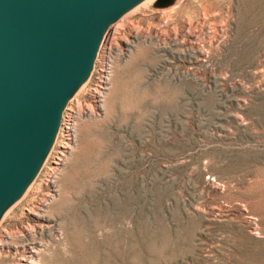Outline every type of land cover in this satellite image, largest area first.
I'll use <instances>...</instances> for the list:
<instances>
[{
    "label": "rangeland",
    "instance_id": "obj_1",
    "mask_svg": "<svg viewBox=\"0 0 264 264\" xmlns=\"http://www.w3.org/2000/svg\"><path fill=\"white\" fill-rule=\"evenodd\" d=\"M112 22L105 88L93 67L70 90L73 143L56 163L57 131L0 219V264H264V0H141Z\"/></svg>",
    "mask_w": 264,
    "mask_h": 264
},
{
    "label": "water",
    "instance_id": "obj_2",
    "mask_svg": "<svg viewBox=\"0 0 264 264\" xmlns=\"http://www.w3.org/2000/svg\"><path fill=\"white\" fill-rule=\"evenodd\" d=\"M133 1L0 0V205L38 164L103 27Z\"/></svg>",
    "mask_w": 264,
    "mask_h": 264
},
{
    "label": "bare ground",
    "instance_id": "obj_3",
    "mask_svg": "<svg viewBox=\"0 0 264 264\" xmlns=\"http://www.w3.org/2000/svg\"><path fill=\"white\" fill-rule=\"evenodd\" d=\"M139 1H141V0H134L133 2H131L130 4H128L126 7H124L118 14L120 15V13L123 11V10H125V9H128L130 6L132 7V5L133 4H136V3H138ZM159 1V0H158ZM161 1V0H160ZM144 3V2H143ZM174 5V4H173ZM146 6V5H145ZM171 6L172 5H170L169 7H167V8H163L162 9V13H161V21H163L162 19L163 18H165V19H167L168 18V11L169 10H173V9H171ZM174 7V6H173ZM134 10V9H133ZM165 10H168V11H165ZM117 14V16H119ZM171 14V13H170ZM127 16V15H126ZM116 18V17H115ZM114 18V19H115ZM117 22V21H116ZM112 23V21H110V22H108L107 24H105V26L103 27V29H102V33H101V37H100V43H99V48L100 47H104V45H105V43H107L106 42V39H107V35H108V33H109V31H110V24ZM109 26V27H108ZM113 28V27H112ZM159 33V32H158ZM154 34H155V32H154ZM113 36V35H112ZM109 37H110V35H109ZM152 37V36H151ZM107 45V44H106ZM118 45V44H117ZM98 51V50H97ZM94 63V62H93ZM94 66H90L89 68H88V70L85 72V74L82 76V77H84V78H88V75L91 73L90 71H92V68H93ZM93 73V72H92ZM81 77V78H82ZM80 78V79H81ZM84 78H82V80L84 81ZM79 79V80H80ZM78 80V81H79ZM82 80H81V82H82ZM86 80V79H85ZM77 81V82H78ZM76 82V83H77ZM81 82H78V84H80ZM75 83V84H76ZM75 84H74V86H75ZM83 84V83H82ZM77 85V84H76ZM73 86V87H74ZM82 86V85H81ZM72 87V88H73ZM80 88V87H79ZM73 90V89H72ZM71 90V91H72ZM70 91V92H71ZM74 91V90H73ZM93 94V93H92ZM69 95H71V93L69 94ZM73 96V95H72ZM70 97V96H69ZM92 97V96H91ZM68 99V98H67ZM96 99V98H95ZM97 102V101H96ZM72 103V102H71ZM77 104H78V102H77ZM73 105V104H72ZM86 105V104H85ZM88 105V104H87ZM78 108V107H77ZM66 112H68V111H66ZM65 112V115H63V113L61 114V117H60V121H59V124L58 125H56V127H55V129H54V131H53V133H52V135H51V137H50V140H49V143H48V145L46 146V148H45V150H44V152L42 153V156H41V158H40V160H39V162H38V164L36 165V167L34 168V170H33V172L31 173V175L26 179V181L23 183V185H22V187L20 188V190H19V192L16 194V195H14L13 197H11L10 199H8V200H6L5 202H3L1 205H0V219L3 217V215H5L7 212H8V210L10 209V204L11 205H13L12 203H15V201L17 200L18 201V199L22 196V194L25 192V190H28V184L29 183H31V181H33L32 179L37 175V173H38V170L40 169V166L42 165V162L44 161V158L46 157V153L48 152V149H49V147H50V145H52L51 143H52V141H53V139H54V137H55V135H56V133H57V131L59 130H61L62 129V126L65 124L66 126H64V128H65V130L64 131H69V126H67V124H68V122H70L69 120V113L67 114ZM72 114V113H71ZM73 115V114H72ZM71 115V116H72ZM73 119V118H72ZM72 122V121H71ZM71 131H72V129H71ZM70 131V132H71ZM69 134L70 133H68V132H65V138H64V141L61 143V145L59 146L60 148H56L58 151H57V156H59V155H64L65 154V151L67 150V148H69L70 147V145H71V143H73V142H71L72 141V136H69ZM52 151H54V150H52ZM68 151V150H67ZM55 153H56V151H55ZM51 154V153H50ZM56 156V155H55ZM56 161V160H55ZM57 163V162H56ZM46 164H47V162H46ZM55 164V163H54ZM48 166V165H47ZM56 166H58V165H56ZM60 166V165H59ZM58 166V167H59ZM49 167V166H48ZM46 169V168H45ZM55 169V168H54ZM57 169V168H56ZM53 170V169H52ZM55 172H56V170H55ZM41 174V173H40ZM47 174V173H46ZM55 175V174H54ZM38 177V176H37ZM47 177V176H46ZM45 177V178H46ZM39 179V178H38ZM49 179V178H48ZM42 180V179H41ZM43 180H45V179H43ZM41 182V181H40ZM46 186L47 185H49V182L46 180L45 182H43ZM52 185V184H51ZM30 186V185H29ZM27 188V189H26ZM55 191V190H54ZM45 194V193H44ZM47 194V193H46ZM53 194V193H52ZM24 195V194H23ZM49 196V195H48ZM47 197V196H46ZM50 197V196H49ZM44 201V200H43ZM33 204V203H32ZM34 205V204H33ZM32 205V206H33ZM10 206V207H9ZM31 206V205H30ZM29 206V207H30ZM35 206V205H34ZM40 206V205H39ZM40 208V207H39ZM28 209V208H27ZM28 211V210H27ZM34 211V212H33ZM33 211H30L31 213H35V210H33ZM37 214V213H36ZM7 216V215H6ZM38 217V216H37ZM32 219V218H31ZM35 219V218H34ZM33 220V219H32ZM34 221V220H33ZM34 226H35V224H34ZM41 226V225H40ZM38 227V226H37ZM28 228H29V226H28ZM44 228V227H43ZM10 229V228H9ZM25 229V228H24ZM36 229V228H35ZM3 233V232H2ZM7 236V235H6ZM9 236V235H8ZM2 238H4V234L2 235V234H0V240L2 239ZM3 240V239H2ZM2 244V241H0V245ZM1 247V246H0ZM29 251V250H28ZM30 258H31V255H30ZM28 258H26V256L25 255H23V257H22V260H27Z\"/></svg>",
    "mask_w": 264,
    "mask_h": 264
},
{
    "label": "built area",
    "instance_id": "obj_4",
    "mask_svg": "<svg viewBox=\"0 0 264 264\" xmlns=\"http://www.w3.org/2000/svg\"><path fill=\"white\" fill-rule=\"evenodd\" d=\"M100 49H101V47H100ZM97 56H98V54L96 55V57H95V62H94V68H93V71H94V69H95V67L97 68L96 69V73H97V79H98V81H97V85H95V87L93 88V89H91V93H93V94H95V95H99V92H101L104 88H105V81H106V75H107V70H106V66H104V64L101 66V67H97L96 66V59H97ZM72 99V98H71ZM68 104V103H67ZM70 104H71V101H70ZM71 111V108H70V106H65V108L63 109V111H62V113H63V115H65V112L66 111ZM67 113V112H66ZM64 126H66L65 124L62 126V129L60 130V131H62L63 133L64 132H68V133H70V131H71V123L70 122H68V124H67V126H69V131H64L65 130V128H64ZM64 129V130H63ZM71 134V133H70ZM70 134H69V136H70ZM60 156H62V155H59V156H55L56 157V161L55 162H57V163H59V161H62V159H61V157ZM59 160V161H58ZM49 170H48V172H50L51 174L48 176V177H46L45 178V181L47 180L48 182H49V184H51L52 182H53V177H54V171L52 170V167H49L48 168ZM49 178V179H48Z\"/></svg>",
    "mask_w": 264,
    "mask_h": 264
}]
</instances>
